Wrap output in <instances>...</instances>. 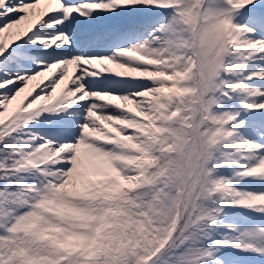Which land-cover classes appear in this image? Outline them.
Returning a JSON list of instances; mask_svg holds the SVG:
<instances>
[{
  "label": "snow or ice",
  "instance_id": "1",
  "mask_svg": "<svg viewBox=\"0 0 264 264\" xmlns=\"http://www.w3.org/2000/svg\"><path fill=\"white\" fill-rule=\"evenodd\" d=\"M0 264H264V0H0Z\"/></svg>",
  "mask_w": 264,
  "mask_h": 264
}]
</instances>
